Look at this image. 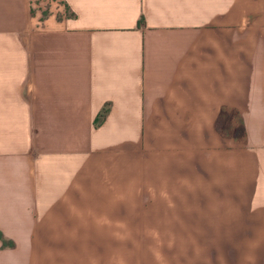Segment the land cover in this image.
Masks as SVG:
<instances>
[{
  "label": "crops",
  "instance_id": "crops-1",
  "mask_svg": "<svg viewBox=\"0 0 264 264\" xmlns=\"http://www.w3.org/2000/svg\"><path fill=\"white\" fill-rule=\"evenodd\" d=\"M32 1L0 0V264H264V0Z\"/></svg>",
  "mask_w": 264,
  "mask_h": 264
},
{
  "label": "trees",
  "instance_id": "trees-1",
  "mask_svg": "<svg viewBox=\"0 0 264 264\" xmlns=\"http://www.w3.org/2000/svg\"><path fill=\"white\" fill-rule=\"evenodd\" d=\"M107 113H108V107H103L100 110V112L98 113V115L96 116V118L94 120V123L96 125L100 124L101 121L107 115ZM225 121H226L227 124L224 126V122ZM216 127H217V130L222 135L226 133L228 136H231V137H233L234 139H236L238 141H241L244 138V128H243V126L239 122L238 118L229 117V112H227V117L226 118L218 117V119H216ZM224 130H226L225 133H224Z\"/></svg>",
  "mask_w": 264,
  "mask_h": 264
},
{
  "label": "built area",
  "instance_id": "built-area-1",
  "mask_svg": "<svg viewBox=\"0 0 264 264\" xmlns=\"http://www.w3.org/2000/svg\"><path fill=\"white\" fill-rule=\"evenodd\" d=\"M58 3L59 5H63V0H33L32 1V8L38 10H45L51 4Z\"/></svg>",
  "mask_w": 264,
  "mask_h": 264
}]
</instances>
